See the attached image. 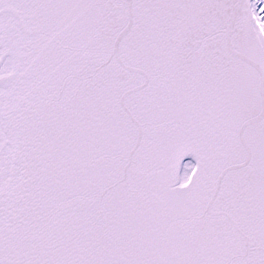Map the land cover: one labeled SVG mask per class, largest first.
Masks as SVG:
<instances>
[{
    "label": "snow or ice",
    "instance_id": "1",
    "mask_svg": "<svg viewBox=\"0 0 264 264\" xmlns=\"http://www.w3.org/2000/svg\"><path fill=\"white\" fill-rule=\"evenodd\" d=\"M0 264H264V0H0Z\"/></svg>",
    "mask_w": 264,
    "mask_h": 264
}]
</instances>
